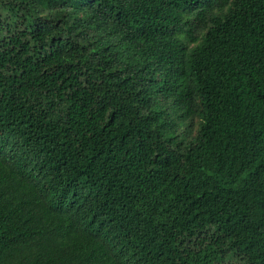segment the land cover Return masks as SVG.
<instances>
[{"label": "trees", "instance_id": "obj_1", "mask_svg": "<svg viewBox=\"0 0 264 264\" xmlns=\"http://www.w3.org/2000/svg\"><path fill=\"white\" fill-rule=\"evenodd\" d=\"M0 264H264V0H0Z\"/></svg>", "mask_w": 264, "mask_h": 264}]
</instances>
